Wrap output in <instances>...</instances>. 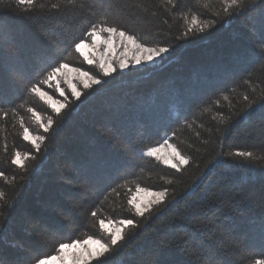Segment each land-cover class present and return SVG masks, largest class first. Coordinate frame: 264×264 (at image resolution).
Returning a JSON list of instances; mask_svg holds the SVG:
<instances>
[{"label":"trees","instance_id":"trees-1","mask_svg":"<svg viewBox=\"0 0 264 264\" xmlns=\"http://www.w3.org/2000/svg\"><path fill=\"white\" fill-rule=\"evenodd\" d=\"M193 15L211 27H191ZM105 21L169 51L105 75L75 49ZM61 64L100 83L57 113L30 89L50 91ZM166 138L188 160L180 170L142 153ZM0 173V264L89 237L109 251L85 264L264 260V0L228 11L221 0H0ZM139 187L167 190L143 216L129 203ZM127 219L135 226L111 245L99 221Z\"/></svg>","mask_w":264,"mask_h":264},{"label":"snow or ice","instance_id":"snow-or-ice-1","mask_svg":"<svg viewBox=\"0 0 264 264\" xmlns=\"http://www.w3.org/2000/svg\"><path fill=\"white\" fill-rule=\"evenodd\" d=\"M21 3H29L32 4L34 0H20ZM168 4H172L173 0H166ZM211 0H201V3L203 4L204 8H209ZM254 3L255 0H252ZM68 5L75 6L76 5V0H67ZM221 4L224 7L225 11H228L229 9H245L248 7V0H221ZM54 8L59 9L60 5H53ZM82 7H86V5H82ZM187 19V17H185ZM191 27H196L199 28L200 31H203L205 28H210L211 27V22L209 21H202L200 18L196 15H193L189 21ZM191 30V28L189 29ZM100 32H105L109 34V39L105 41V43L111 48L112 40L111 37L114 35H118L122 42L126 41L128 44L133 45L137 51L145 54L144 55V60L146 62H151L154 58L160 57L163 53H167L169 49L167 47H147L146 45L139 43L134 35H129L127 32L120 30L118 27L115 25L108 26L107 22H102L101 24H93L91 26L90 31L88 32L89 36L92 37H97L99 36ZM187 35V33H185ZM85 47V44L83 42L77 43L75 45V49L77 52H80L83 54V49ZM84 59L87 61L88 64H92L93 61L90 59L88 56H84ZM136 63L139 64L141 63V57L137 56L136 57ZM100 67L102 68L103 72L105 75H108L110 72L116 71L115 68L112 67L110 63L105 64L101 62ZM126 64L121 62L120 68H125ZM64 69H69L68 64H61L59 67H54L51 72L48 73L47 79L44 81V83H48L54 76L60 74L62 70ZM71 71L78 72L80 77H87L88 79L84 80V86L88 87L89 86V81L91 80L93 83H100L99 80H95L92 77H89V74L87 72H81L79 69H71ZM30 91L37 95L40 99L46 100V102H49L51 106H53L54 110L58 113L60 111V108L64 107V105H60L59 107H55L56 103L55 101H52L51 97H47L46 93H44L41 88L36 85L33 86ZM72 93L79 98L80 93L77 91V89L72 86ZM247 99V97H245ZM30 112L36 117V119L39 121L40 115L35 111V109H29ZM6 115V113H5ZM22 123V121H21ZM52 124V121L49 120L47 126H44L45 131H47V128L50 127ZM24 139L29 140L30 139V133L27 128H24ZM41 139L40 137H36L32 139V143L35 145V147L39 148V144L36 143L37 140ZM173 155L171 158H163V163L164 164H170L172 168H175L177 170H180L181 166L187 165L188 160L180 154L178 150L175 148L172 149ZM147 156L152 157L157 155V149L154 148H149L147 152L145 153ZM235 155L240 156V157H252L253 153L252 152H244V151H237ZM159 159L160 157L157 156ZM24 159H27L25 157ZM173 160L176 162L173 163ZM12 163L23 167V160L21 158V154L19 152L15 153V156L12 160ZM0 176H3V173H0ZM137 191H145L143 189H137ZM147 195H151L155 197V203H161L164 201V198L167 195V190L160 191V192H150L147 193ZM2 196V194H0ZM129 203L135 207L136 214L139 216H143L146 211L150 210L151 204H146L145 206H141L139 203L135 202V197L129 200ZM92 215H95V212L92 213ZM101 229H103L106 232H109L111 235V245L115 246L118 241L123 239L122 236V227H116L114 229L109 228L108 225L105 223V221L101 220L99 221ZM111 223V222H109ZM120 224L122 226H135L134 221L132 219H127V220H121ZM97 245V248H92V247H85L86 245ZM72 249H80L79 254L76 257H70L67 253L70 252ZM109 251V246L105 243H103L101 240L98 239H93L91 237L88 238V240L81 242V241H74L72 243H63L60 244L59 246V253L60 255L58 256H52L50 258L46 259H39L35 262V264H50V261H56L59 260L62 262V264H85L86 261L92 260L93 258H98L102 256L104 253ZM255 264H264V260H257L255 261Z\"/></svg>","mask_w":264,"mask_h":264},{"label":"rangeland","instance_id":"rangeland-1","mask_svg":"<svg viewBox=\"0 0 264 264\" xmlns=\"http://www.w3.org/2000/svg\"><path fill=\"white\" fill-rule=\"evenodd\" d=\"M108 39H109L108 33L100 32L98 38L93 37L91 39V41L83 42L85 44V47L83 49V54H82L83 57L86 55L90 59H92V61H93L92 65H96L97 67H99L101 69V71H103L102 68L100 67L101 62H103L105 64L110 63L112 65V67L115 68L116 70H122V71L124 70L125 71L131 67L136 68V67H142V66L148 65V64L157 63L166 54V53H163L160 57L154 58L151 62H146L143 58L145 54L137 51V49L133 45L128 44L126 41L122 42L121 38L118 35H114L111 37V40H112L111 48H109V46L105 43V41ZM147 47H149V46H147ZM137 56L141 57V63H139V64L136 63V57ZM121 62L126 64L125 68H120ZM71 69H79L81 72H87L89 74V77H92L95 80H98V78L96 76H94L92 73H90L86 70L80 69L78 67L69 66V69L62 70V72L60 74L54 76L47 83L48 86L50 87V91L41 89L44 93H46L47 97H51L52 101L57 102L55 107H59L61 104L65 106L67 99L71 96H75L72 93V86H74L79 93L85 87L84 86V80L88 79V78L87 77H83V78L80 77L78 72L71 71ZM92 83L93 82L90 80L89 85ZM44 101L46 102V100H44ZM46 103L51 106V104L49 102H46ZM51 107H53V106H51ZM45 126H47V124H45ZM29 133H30V139H29L30 141H32V139H34L36 137H39L38 135L31 133L30 131H29ZM39 140H37L36 143ZM153 148L157 149V155L154 157H156V158H157V156L160 157L159 159L158 158L157 159L159 161H161L162 163H163V158H166V157L171 158L172 157V155H173L172 149L173 148L178 150L167 138L163 141V143H161L160 145L155 146ZM147 150L148 149L142 151V153L145 154L147 152ZM181 155L184 156L183 154H181ZM21 158L23 160L24 156L21 155ZM175 162L176 161L173 160V163H175ZM166 165L171 166L170 164H166ZM137 189L133 192L132 197H131V199L133 197H135L136 203H139L142 207L145 206L146 204H149V203L151 204V207L154 204H156L155 203V197L151 196V195H147V193L160 192L159 190H150V189H146V188H142V187H139V189H143L145 191H137ZM134 209H135V207H134ZM120 221L121 220L105 221V223L108 225L109 228H112V229H114L116 227H122V229H123L122 236H123V234H124V232L128 226H122L120 224ZM109 222H111V223H109ZM104 232L107 236H109V239H110L109 243H110L111 242L110 233L106 232V231H104ZM91 238L101 240L105 244L107 242V241L102 240L100 238H96V237H91ZM86 240H88V238H86L85 240H83L81 242H84ZM85 247L86 248L87 247L97 248L98 246L92 244V245H86ZM79 251H80V249H72L67 254L70 257L74 258L79 254ZM58 255H60V253L53 255V256H58ZM48 258H50V257H48ZM48 258H44V259L47 260ZM86 262H88V261H86ZM50 264H62V262L59 260H56V261H50ZM69 264H70V261H69Z\"/></svg>","mask_w":264,"mask_h":264}]
</instances>
